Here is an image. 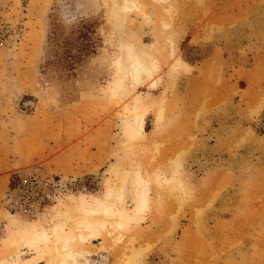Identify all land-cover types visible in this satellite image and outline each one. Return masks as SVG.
Instances as JSON below:
<instances>
[{"label":"rangeland","instance_id":"obj_1","mask_svg":"<svg viewBox=\"0 0 264 264\" xmlns=\"http://www.w3.org/2000/svg\"><path fill=\"white\" fill-rule=\"evenodd\" d=\"M102 5L0 0V264H264V0Z\"/></svg>","mask_w":264,"mask_h":264},{"label":"clouds","instance_id":"obj_2","mask_svg":"<svg viewBox=\"0 0 264 264\" xmlns=\"http://www.w3.org/2000/svg\"><path fill=\"white\" fill-rule=\"evenodd\" d=\"M56 3L57 15L61 22L67 25L75 24L78 20L89 17L96 11L100 13L104 11L102 0H78V2L77 0H56ZM68 20H71V23Z\"/></svg>","mask_w":264,"mask_h":264},{"label":"built area","instance_id":"obj_3","mask_svg":"<svg viewBox=\"0 0 264 264\" xmlns=\"http://www.w3.org/2000/svg\"><path fill=\"white\" fill-rule=\"evenodd\" d=\"M30 179H32L31 177L30 178H22L21 176H19V186L17 188L18 192H20V194L23 195V197L27 198L26 194L28 193L27 192V189H28V184L30 182Z\"/></svg>","mask_w":264,"mask_h":264},{"label":"trees","instance_id":"obj_4","mask_svg":"<svg viewBox=\"0 0 264 264\" xmlns=\"http://www.w3.org/2000/svg\"><path fill=\"white\" fill-rule=\"evenodd\" d=\"M144 130H147L146 127ZM91 181V178H87V182ZM18 183L17 177L15 175L11 176L10 181H9V186L10 188H15Z\"/></svg>","mask_w":264,"mask_h":264},{"label":"bare ground","instance_id":"obj_5","mask_svg":"<svg viewBox=\"0 0 264 264\" xmlns=\"http://www.w3.org/2000/svg\"><path fill=\"white\" fill-rule=\"evenodd\" d=\"M108 210V209H107ZM104 211V210H103ZM93 214V213H92ZM103 215H105V217H109V211H105V212H103ZM92 216H94V215H92ZM99 216V215H98ZM104 217V216H103Z\"/></svg>","mask_w":264,"mask_h":264}]
</instances>
